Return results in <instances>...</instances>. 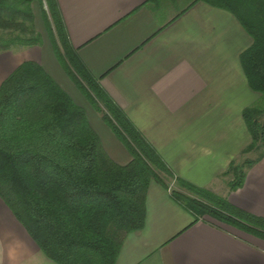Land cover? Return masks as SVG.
<instances>
[{
    "label": "crops",
    "instance_id": "1",
    "mask_svg": "<svg viewBox=\"0 0 264 264\" xmlns=\"http://www.w3.org/2000/svg\"><path fill=\"white\" fill-rule=\"evenodd\" d=\"M57 2L79 59L161 156L172 182L215 192L264 219V157L236 190L226 175L262 150H248L244 113L264 96L243 69L240 57L253 41L237 17L190 0ZM25 61L39 63L67 91L60 65L41 45L0 51V86ZM87 117L107 154L127 165L128 152L112 131ZM146 211L145 227L126 236L116 264H264L263 236L195 218L158 182L149 187ZM0 264H57L2 199Z\"/></svg>",
    "mask_w": 264,
    "mask_h": 264
},
{
    "label": "trees",
    "instance_id": "2",
    "mask_svg": "<svg viewBox=\"0 0 264 264\" xmlns=\"http://www.w3.org/2000/svg\"><path fill=\"white\" fill-rule=\"evenodd\" d=\"M44 1L56 32L53 42L49 28L50 38L65 73L95 109L97 100L104 103V122L133 160L127 166L117 164L104 150L85 108L39 63L25 61L0 86V199L55 263L116 264L126 236L145 227L151 183L169 188L167 178L173 174L85 68L70 43L57 0ZM190 1V6L205 3L237 17L253 41L240 57L243 69L251 89L264 96V0ZM35 2L43 6V0H0V28L20 32L0 36V51L42 46V36L34 32ZM244 118L252 137L248 150L263 151L256 160L231 165V190L240 188L247 170L264 157V111L249 108ZM176 184L173 198L195 218H215L264 237L263 218L205 188L183 180Z\"/></svg>",
    "mask_w": 264,
    "mask_h": 264
},
{
    "label": "rangeland",
    "instance_id": "3",
    "mask_svg": "<svg viewBox=\"0 0 264 264\" xmlns=\"http://www.w3.org/2000/svg\"><path fill=\"white\" fill-rule=\"evenodd\" d=\"M31 6H32L31 7V9H32L31 11H32V14L34 16L33 25H34L35 35L42 36V40H43L42 47H44L46 52H49L51 54L52 59H55L58 62V64L60 65L61 72H62V77H63L62 79L64 80L63 81L64 82L63 85L65 84L64 87L74 97L73 99H74V101L77 104H80V106L85 108L86 112L88 111L91 115L97 117L103 124H105L112 131L111 127L107 123H105L104 120H103L104 113H107V110L105 108L104 103L99 101V100H97L96 101L97 106H96V109H95L93 107V105L89 102V100L85 97V95L81 92V90L75 85V83L65 73V71L63 69V66H62L61 62L59 61L58 56L56 54V51H57L56 46L54 47V45H53L54 36L56 37V32H55L53 21H52V19L50 17V11L48 9V6H47L46 2L43 0V6H41L38 2L33 3ZM44 10H45V12H44ZM44 17H46L45 18V19H47L46 21H45ZM47 21H48V23L46 24ZM27 24L28 25H32V23H29V22ZM49 28H50V32H51V35H52V38H53V42H52V40L50 38ZM0 34L7 35L9 37H11V36L15 37L16 34H20V32L18 30H16V28H9V30L0 28ZM57 48L60 49L61 51H63L60 46L57 47ZM60 67H59V70H60ZM252 108L264 111V98L261 101H259L257 104H255ZM97 109L98 110L99 109H103V111H100V110L98 111ZM112 133L115 135L114 131H112ZM116 138H117V136H116ZM117 140L122 144V142L118 138H117ZM252 150H254V149H252ZM262 151H263V149L262 150H255V152L249 153V158L251 160L255 159L257 157L259 158L260 155L262 154ZM127 152H128V157H129V160H130L129 163H127V165H129L131 163V161L133 160V158H132V155L130 154V152L128 150H127ZM240 163L243 164V161L239 160V165H241ZM127 165H121V166H127ZM230 174L234 175L233 172L231 171V168H229V171L227 172L226 175H228L229 178L232 179L234 176L232 177V176H230ZM167 181L169 183L172 182V180H169V178H167ZM230 183L231 182L229 181V186H230ZM174 184H175V189H176L177 188L176 187L177 186L176 182ZM227 186H228V184H227ZM228 188H230V187H228ZM183 192L186 195L190 196V197L191 196L194 197V195H192L191 193H189L187 191H183ZM210 192H212V191H210ZM212 193L216 194L215 192H212Z\"/></svg>",
    "mask_w": 264,
    "mask_h": 264
},
{
    "label": "built area",
    "instance_id": "4",
    "mask_svg": "<svg viewBox=\"0 0 264 264\" xmlns=\"http://www.w3.org/2000/svg\"><path fill=\"white\" fill-rule=\"evenodd\" d=\"M169 190L171 191V190H173L174 188H175V184H174V182L172 183H169Z\"/></svg>",
    "mask_w": 264,
    "mask_h": 264
}]
</instances>
